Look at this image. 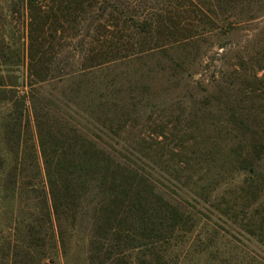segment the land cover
Listing matches in <instances>:
<instances>
[{
    "label": "rangeland",
    "instance_id": "obj_1",
    "mask_svg": "<svg viewBox=\"0 0 264 264\" xmlns=\"http://www.w3.org/2000/svg\"><path fill=\"white\" fill-rule=\"evenodd\" d=\"M124 1L112 3L116 10L96 22H77L63 43L73 68L83 61L81 51H73L88 49L98 24V34L122 36L118 45L135 48L148 39L142 45L150 50L119 53L100 67L35 86L21 108L22 148L35 138L30 105L43 106L52 129H76L163 177L160 189L192 226L160 245V264H264V0ZM109 16L116 27L104 26ZM149 19L163 28L138 34L137 24ZM171 25L175 40L164 30ZM24 45L22 0H0V62L20 61L11 52L20 54ZM26 151L20 159L27 163ZM173 174L195 183L179 186ZM81 238L74 237L66 258L54 256L53 264H86L77 251ZM130 264L155 263L140 250Z\"/></svg>",
    "mask_w": 264,
    "mask_h": 264
},
{
    "label": "trees",
    "instance_id": "obj_2",
    "mask_svg": "<svg viewBox=\"0 0 264 264\" xmlns=\"http://www.w3.org/2000/svg\"><path fill=\"white\" fill-rule=\"evenodd\" d=\"M123 2L22 0L25 45L20 54L11 52L20 61L0 62V216L5 233L0 236V264H53L54 256L66 258L77 235L84 239L77 251L86 264H130L132 253L140 250L160 264L164 260L160 245L192 226L180 204L166 198L160 189L163 177L155 178L143 163L115 156L111 147H102L76 129L61 125L52 129L43 106L31 103L35 138L29 144H24V139L22 148L21 108L30 102L27 96L35 86L58 83L70 74L132 56L133 50L136 55L150 50V44L145 48L142 45L148 39L135 48L118 45L122 36L112 32L102 36L97 33L102 28L98 24L88 49L73 51H81L83 60L73 68V55L64 50L63 43L72 38L77 22H96L108 9L116 10L112 3ZM97 10L100 15L91 16ZM114 19H105L104 26L116 27ZM160 23L142 21L137 24V33L148 37L151 30L163 28ZM173 29L176 26L171 25L172 31L164 27L174 39ZM4 51L0 49V57ZM19 68H23L21 78ZM104 120L108 133H113L111 119ZM25 150L27 163L20 159ZM27 167L32 168L31 175L23 173ZM170 176L179 186L195 183L191 177L181 181L178 175Z\"/></svg>",
    "mask_w": 264,
    "mask_h": 264
}]
</instances>
